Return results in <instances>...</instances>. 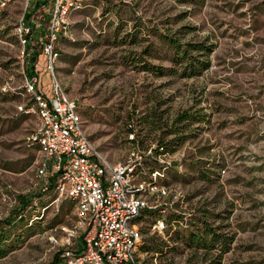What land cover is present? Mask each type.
Listing matches in <instances>:
<instances>
[{
  "label": "rangeland",
  "instance_id": "374dc122",
  "mask_svg": "<svg viewBox=\"0 0 264 264\" xmlns=\"http://www.w3.org/2000/svg\"><path fill=\"white\" fill-rule=\"evenodd\" d=\"M33 3L26 19L25 0L0 8V219L32 198L0 264H51L79 239L73 206L36 175L25 82L48 92L49 77L22 55L20 20L47 4ZM71 24L56 74L94 147L163 174L142 225L163 253L140 250L141 264H264V0H96Z\"/></svg>",
  "mask_w": 264,
  "mask_h": 264
},
{
  "label": "built area",
  "instance_id": "2783aa9c",
  "mask_svg": "<svg viewBox=\"0 0 264 264\" xmlns=\"http://www.w3.org/2000/svg\"><path fill=\"white\" fill-rule=\"evenodd\" d=\"M31 22L20 20L19 41L25 47L37 32L35 46L39 59L35 67L49 77V90L42 88V76L26 80L25 89L33 98L37 128L31 143L38 146L36 175L42 187L52 188L59 198L73 201L81 250H64L56 264H141L140 243L144 211L156 209L148 196L157 188L159 169L143 172V162L135 152L126 162L107 163L85 131L78 106L63 90L56 74L58 45L71 32V17L96 0H44ZM12 0H0V8ZM25 14L39 0H25ZM29 10V11H28ZM28 55V54H27ZM40 71V72H42ZM164 166V165H163ZM53 180V183L51 182ZM160 211L153 229L161 234L166 223ZM73 232L77 230L73 228Z\"/></svg>",
  "mask_w": 264,
  "mask_h": 264
},
{
  "label": "trees",
  "instance_id": "16d2710c",
  "mask_svg": "<svg viewBox=\"0 0 264 264\" xmlns=\"http://www.w3.org/2000/svg\"><path fill=\"white\" fill-rule=\"evenodd\" d=\"M39 6V5H38ZM26 15L25 14V19H26ZM28 17V16H27ZM32 48H36L35 45L30 44L28 46L25 47V51L27 52L28 56L30 57V61L28 62V66H30L29 68H27L29 70V74L28 76L30 77L32 75V73H34V67L32 66L33 63L38 59V54L37 52H33V54L31 55V51ZM33 145L35 146L36 150L38 149V146L36 144L33 143ZM53 183V180L51 181ZM52 184H50V187L47 190H53L52 188ZM32 198H22L20 197L19 201H18V206L16 208V210L13 212L14 216H9L5 219H0V258L4 257L6 255V246H5V241L8 240L9 238V234H7L6 232V227L12 226L15 222H17L18 220H20L21 222L24 220L23 216H24V211L27 208V206L30 204ZM69 201V203L71 204V206H73V201L70 199H67ZM151 210H146L143 213V216H149V214L151 213ZM146 217V218H147ZM173 222H176V220H173ZM168 223V221H167ZM178 233V232H177ZM196 235V234H195ZM192 236V241L194 242L195 240L198 241V244L200 245L202 239L197 240L196 237ZM191 236V234H190ZM181 238H183L184 240H186L188 243H190V239L188 240V236H181ZM195 239V240H194ZM82 248V241L81 238L78 239V245L76 249H71L74 252H77L79 250H81ZM140 250L141 251H145V252H152L155 251L157 253L161 252L163 253V249H160V244L156 242L155 238H143L142 242L140 243ZM61 259V257L56 256L53 260V262L51 264H56V262H58ZM148 264H153V263H148Z\"/></svg>",
  "mask_w": 264,
  "mask_h": 264
}]
</instances>
